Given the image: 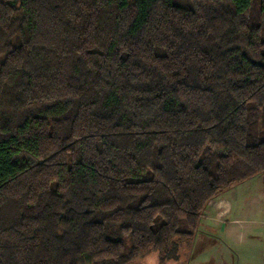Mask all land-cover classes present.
Here are the masks:
<instances>
[{
    "label": "trees",
    "instance_id": "16d2710c",
    "mask_svg": "<svg viewBox=\"0 0 264 264\" xmlns=\"http://www.w3.org/2000/svg\"><path fill=\"white\" fill-rule=\"evenodd\" d=\"M264 175V0H0V264L178 260Z\"/></svg>",
    "mask_w": 264,
    "mask_h": 264
},
{
    "label": "rangeland",
    "instance_id": "374dc122",
    "mask_svg": "<svg viewBox=\"0 0 264 264\" xmlns=\"http://www.w3.org/2000/svg\"><path fill=\"white\" fill-rule=\"evenodd\" d=\"M262 175L224 192L222 196L227 202L222 203V196L211 200L201 216L193 243L182 245L179 259L165 264H264ZM132 264L159 263L156 254H151Z\"/></svg>",
    "mask_w": 264,
    "mask_h": 264
},
{
    "label": "crops",
    "instance_id": "0c3cea01",
    "mask_svg": "<svg viewBox=\"0 0 264 264\" xmlns=\"http://www.w3.org/2000/svg\"><path fill=\"white\" fill-rule=\"evenodd\" d=\"M262 176H264V175H262ZM231 189H232V188H231ZM231 189H230V190H231ZM228 191H229V190H228ZM220 196H222V195H220ZM220 199H222V203H223V202H227V199H225L224 196H222ZM218 200H219V199H218ZM224 212H226V210H224ZM231 212H232V211H231ZM226 214H227V212H226ZM233 218H234V219H238V218H236V217H233ZM199 225H200V224H199ZM234 227H235V226H232V230H231L232 232L235 231V229H233Z\"/></svg>",
    "mask_w": 264,
    "mask_h": 264
}]
</instances>
